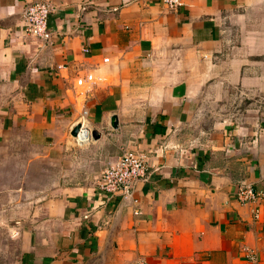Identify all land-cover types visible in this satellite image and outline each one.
Here are the masks:
<instances>
[{"label":"crops","instance_id":"0c3cea01","mask_svg":"<svg viewBox=\"0 0 264 264\" xmlns=\"http://www.w3.org/2000/svg\"><path fill=\"white\" fill-rule=\"evenodd\" d=\"M181 2L0 0V264H264V0Z\"/></svg>","mask_w":264,"mask_h":264},{"label":"built area","instance_id":"2783aa9c","mask_svg":"<svg viewBox=\"0 0 264 264\" xmlns=\"http://www.w3.org/2000/svg\"><path fill=\"white\" fill-rule=\"evenodd\" d=\"M164 2L169 7H177L182 3L181 0H164ZM52 11L53 6L46 1L28 3L23 11L26 34L34 38L49 41L51 31L48 28V18ZM84 51H87V49L85 48ZM85 114L86 111L83 110L81 117L84 118ZM81 120L83 121L84 119ZM147 166L146 154L136 149H123L118 155L117 160L102 172L99 186L105 191H123L126 195H130L136 181L145 176ZM240 189L242 190L238 197L243 202L254 201L257 196H264L263 192H255L250 186L241 187ZM132 264L148 263L139 259Z\"/></svg>","mask_w":264,"mask_h":264},{"label":"water","instance_id":"95a60500","mask_svg":"<svg viewBox=\"0 0 264 264\" xmlns=\"http://www.w3.org/2000/svg\"><path fill=\"white\" fill-rule=\"evenodd\" d=\"M112 126H113V127H116V126H117V119H116V117H113V118H112ZM81 128H82V125H81V124H77V125H75V126L73 127L72 131H71V134L74 135V136H77L78 134H80V132H81ZM92 136H93L94 138H98L99 135H98L96 132H93V133H92Z\"/></svg>","mask_w":264,"mask_h":264},{"label":"bare ground","instance_id":"6f19581e","mask_svg":"<svg viewBox=\"0 0 264 264\" xmlns=\"http://www.w3.org/2000/svg\"><path fill=\"white\" fill-rule=\"evenodd\" d=\"M80 135H81V137L86 138V137H88V132L84 131Z\"/></svg>","mask_w":264,"mask_h":264},{"label":"rangeland","instance_id":"374dc122","mask_svg":"<svg viewBox=\"0 0 264 264\" xmlns=\"http://www.w3.org/2000/svg\"><path fill=\"white\" fill-rule=\"evenodd\" d=\"M9 180H10V179H9ZM3 181H4V182H8L6 178H5V179H1V183H2Z\"/></svg>","mask_w":264,"mask_h":264}]
</instances>
